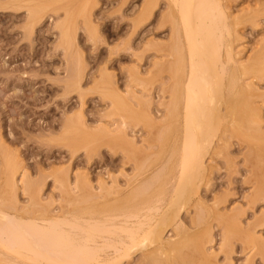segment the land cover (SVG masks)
Listing matches in <instances>:
<instances>
[{"label":"rangeland","instance_id":"rangeland-1","mask_svg":"<svg viewBox=\"0 0 264 264\" xmlns=\"http://www.w3.org/2000/svg\"><path fill=\"white\" fill-rule=\"evenodd\" d=\"M6 1L0 0V205L34 218L128 205L120 196L143 170L153 169L144 178L161 170L179 137L168 125L179 86L174 9L167 0H81L65 49L63 10H44L35 21ZM220 4L239 61L230 81L240 77L242 89L219 101L224 138L206 156L208 180L198 198L180 214L193 235L169 232L166 254L149 248L145 258L138 252L124 264H264V0Z\"/></svg>","mask_w":264,"mask_h":264},{"label":"bare ground","instance_id":"bare-ground-1","mask_svg":"<svg viewBox=\"0 0 264 264\" xmlns=\"http://www.w3.org/2000/svg\"><path fill=\"white\" fill-rule=\"evenodd\" d=\"M167 1L168 7L173 8L175 12L172 14H175V24L173 21L172 23L180 42L178 43L179 52H177L179 56L177 55V60H174L178 62L176 75L179 86L176 85L178 89H174V110L172 109L171 117L167 118H171L168 125L178 129L177 137H179L175 136L177 141L175 144L173 143L171 153L165 151L170 155L160 166L161 170L146 178L144 177L153 169H149V172L143 170L144 173L137 175L134 183L127 186L128 190L126 187L124 188L129 195L126 193L128 197L125 194L120 197L126 198L125 201L129 199V204L133 200V204L120 205L119 195L115 192L113 195L111 192L113 198L114 196L118 197L120 203L118 204L116 199L117 203L113 204L122 207L118 208L117 206L113 210L104 211L105 213L96 209L90 212V209L94 208L87 207L84 209L89 210L88 212L79 208V211L75 212L62 213V211L60 212L62 214L57 216L50 214L44 218H34L25 217V214L19 212L14 213L13 211L12 213L10 208L6 210L0 205V262L4 264H124L135 253L143 251V255L147 254L148 252L144 250L147 251L149 248L150 251L151 248L157 247L160 249L158 252L166 254L165 247H170L171 240H173L172 237L166 236L169 232H177L180 238L184 236L186 228L181 221L182 215L180 216V214L185 207H189L198 198L200 187L206 184L209 174L206 164L209 157L206 156L216 154L218 143L224 136L219 135L225 114L219 107V101L225 92L231 95L239 90L241 86L238 82L242 81L238 75L239 78L235 79L237 80L235 84L230 81L231 65H236L239 61H235L237 55L231 40L232 29L227 23L229 18L223 12L220 0ZM80 2L81 0H7L5 4L9 8H26L29 16L36 19L35 21L41 17L40 13H43L44 10L52 8L63 10L65 24L60 31V44L66 49L72 38L69 26L76 15V8H80ZM147 5L145 2L143 8H147ZM140 17H143V13ZM226 97L229 100L230 96L226 95ZM231 106L229 110L233 108ZM230 113L232 114V109L231 112L229 111ZM231 116L228 117L232 118ZM229 122L236 123V120ZM235 126L238 129L237 125ZM235 126L232 128L235 129ZM156 169L158 170V168ZM155 186L157 190H154ZM119 188L121 187L119 186ZM135 198L139 199H136L135 202ZM123 199L121 198V201ZM101 201L105 202L102 199ZM19 209L18 206L17 210ZM197 211L199 212V210ZM200 212L202 211L200 210ZM195 217L197 218V216ZM198 228L200 229V227ZM198 230L195 233H198ZM190 232L192 233V230ZM190 232H188L189 234L185 233L188 239L193 235ZM180 238H176L174 241ZM187 238L186 240H188ZM194 251L196 250L194 249ZM143 257L145 258L146 255Z\"/></svg>","mask_w":264,"mask_h":264}]
</instances>
